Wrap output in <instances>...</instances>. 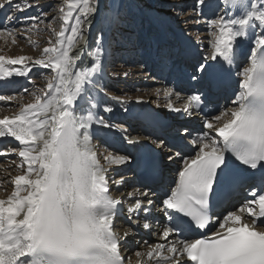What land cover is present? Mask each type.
Instances as JSON below:
<instances>
[{
	"label": "snow or ice",
	"instance_id": "6c2138e0",
	"mask_svg": "<svg viewBox=\"0 0 264 264\" xmlns=\"http://www.w3.org/2000/svg\"><path fill=\"white\" fill-rule=\"evenodd\" d=\"M11 4L12 0H4L0 9ZM25 4L27 8L35 6L23 0L14 8L24 11ZM204 4L205 0H196L193 8ZM224 4L236 14L225 10V15L210 21L214 29L211 52L195 68L192 79L205 73L209 62L229 72L242 55L235 47L239 38L249 37L253 45L244 57L248 66L239 73L242 78L234 92V106L204 121V127L218 137L208 133L195 137L191 141L198 148L195 155L181 157L183 167L175 186L162 200L168 221L161 232L165 243L148 245L144 253L136 251L137 264H144L140 259L144 256L156 264H264V0H224ZM96 11L93 0H63L60 30L52 29L55 39H49L38 58L0 55V80L27 77L31 65L51 72L45 77L46 88L32 93L33 102L22 105L12 116L0 118V138H14L19 147L18 152L0 148V156L18 155L21 163L17 167L22 169L10 180L13 191L0 198V264H124L121 245L132 230L123 235L114 230L118 213L124 211L123 202L109 195L108 169L100 163L90 131L93 126L113 125L99 115V101L79 111L77 108L93 87L103 91L95 78L103 70L105 48L97 42L90 66H78L80 55H71L84 38L85 21ZM13 19L7 17L9 23ZM38 22L39 16L25 17L23 23L30 27L22 32L39 31ZM256 28L262 29L259 34ZM5 32L15 43L19 33L0 27V36ZM164 95L170 98L173 89H164ZM15 99L0 95V101ZM202 99L200 94H192L182 108L175 107L171 99L166 106L188 113L202 109ZM103 111L111 112L112 108L104 107ZM119 131L127 130L121 127ZM129 159L111 153L104 157L110 165H123ZM231 160L239 162L248 175L259 174V191L239 207L229 200L223 212L216 214L210 201ZM246 178L237 177L217 203H224L236 182ZM124 182V177L113 181L117 185ZM127 195L134 200L126 209L129 220L140 212L149 213L154 204L147 191L141 192L140 198L136 192ZM142 226L151 227L147 222ZM210 226H215L210 236L191 238ZM173 235L177 239L169 243Z\"/></svg>",
	"mask_w": 264,
	"mask_h": 264
},
{
	"label": "rangeland",
	"instance_id": "374dc122",
	"mask_svg": "<svg viewBox=\"0 0 264 264\" xmlns=\"http://www.w3.org/2000/svg\"><path fill=\"white\" fill-rule=\"evenodd\" d=\"M99 1L101 2L102 0H93L95 5L99 4ZM103 1L105 2L103 4L107 9L108 14L110 15L108 20H111V36L109 39L111 50L113 49V61L118 60L121 63L118 65V68L112 69L113 73L111 75L113 82L109 86V93L112 95L117 94L119 95L117 97L124 99L127 96L129 97L132 95H148L149 92L154 91L155 97L153 98L154 101H157L155 103H157L158 107H161V110H164L166 100L160 98L162 91L160 88L157 89L155 87L156 79L162 80L160 77L163 75L164 71L151 70V68H149L151 66L148 65L149 59H146V56L144 55H147L150 51L155 52L157 50V43L160 42V35L163 33L159 34V32L156 31V27L151 26L148 20L143 19V17L140 16L142 11L136 5L134 6L132 4L133 2L126 3L128 9L120 3L114 12L113 7L108 4V2L110 3V0ZM137 1L143 3V5L156 14V16L160 15V19L164 18V21L166 20L167 22H178L176 24H180L179 29L187 31L195 39L200 55H204L202 60L208 55L210 50L211 32L214 30L210 27V21L219 17L221 13L220 7H222L224 0H205L204 6L196 7L195 10L193 6L196 4V0ZM0 2H4V0H0ZM17 3H23V0H12L11 5H6L3 8L5 15L0 19V27L10 28L14 33L19 34L15 35V43L12 42L13 37L9 36L7 32L0 36V55L6 57H9V54L11 57L14 55H24L38 58L41 55L43 48L47 46L49 39L53 41L55 39L52 29L54 28L56 31L60 30L62 23L60 18V7L63 4V0H27V3H31L35 6L27 8L25 4L24 6L26 10L21 12H17L14 8V5ZM130 5H132V8ZM211 5H214L213 10L209 8ZM41 13H44V15H40ZM9 16L14 18L10 23L7 20V17ZM32 16L40 17L41 22H38L37 24L39 31L33 30L23 33L22 29L30 27V24L23 23V19ZM103 17H106L104 6ZM197 20L200 22L197 23ZM109 21L106 22L108 23ZM154 22H157V19H155ZM85 23H87V21H85ZM49 24H51V28L48 27ZM109 24L110 23L107 25ZM162 24L163 22H160V26L165 27V25L163 26ZM168 32L169 31L166 30L165 34L168 40H171V35L168 34ZM197 37L199 39H197ZM155 58L157 59V57ZM31 67L32 71L29 73L26 80H24L25 82L20 79L19 83L15 82L10 85V90L2 92V94L0 93V95L16 97L13 101H1V114H15L17 112L16 110L19 109V106L23 105V102L28 101L25 104L33 102L34 96L32 93L34 91H38L46 86L47 81L45 77H50L51 72L40 66L31 65ZM242 67L243 66L241 65V68ZM125 73H127V75H125ZM193 73L195 74V71ZM28 79H30V82H28ZM8 81L9 80H7V82ZM156 89L160 90L161 94L159 93L157 95ZM176 129L177 128L173 129V133H178L180 131V129ZM201 131L203 130L201 129ZM15 156L16 155L3 156V158L7 159L12 164L18 163L17 165H19L20 162L17 161V157ZM17 165L15 168L20 169ZM125 172L128 173L127 171ZM10 178V174H6L3 178V190L8 189ZM132 184L133 183L130 182L129 185Z\"/></svg>",
	"mask_w": 264,
	"mask_h": 264
},
{
	"label": "bare ground",
	"instance_id": "6f19581e",
	"mask_svg": "<svg viewBox=\"0 0 264 264\" xmlns=\"http://www.w3.org/2000/svg\"><path fill=\"white\" fill-rule=\"evenodd\" d=\"M98 3L99 4L96 5V8H97L96 13H94L93 16H91L87 20V23H84V25H83V36H84L83 40L85 39V41L82 42L81 40H79V42L76 44L75 48L73 49V51L74 50L76 51V50H79L81 47H83V48L85 47L83 49V51H82V54H81V60L78 61V66H80V67L89 66L90 65V60L92 59V56H91L92 51H91V48H87L88 46H86V43H87L86 38L88 39L90 37L89 34H90V32H92L93 27L95 25H97V26L105 25V27H106V25H107L106 21L110 20V19L108 20V18H110V15L108 14L107 9H106L105 5L103 4L105 2L102 0L101 2L99 1ZM103 6H104V9L106 11V17L105 18L103 17ZM209 8L213 10L214 5H211ZM209 8H206V9H209ZM220 8H221V10H220L221 13H220L219 17L225 15V10H227L229 15L236 14L235 10L233 11L232 9H226V6H225L224 2L222 4V7H220ZM208 13H209V11H208ZM148 17H149L150 20H153V24L155 25V27H158L160 29H165V28L169 27V25L163 19L159 20L158 16H156L154 18V16L148 15ZM155 19H157V22H154ZM160 22H163L162 25L163 26L165 25V27L160 26ZM172 25H174V24H172ZM261 30H262L261 28H256L255 29L257 34H259V32ZM179 31H181V30L179 29ZM102 34L104 36V31H102ZM165 41H166V39L164 40L163 37H162V45H163L162 50H165L166 48H168L169 44L167 45V42H165ZM248 46H250L249 50L253 47L249 37L239 38L237 40L236 44H235V47L238 48V50L242 53V55L237 58V60L231 65L230 69L233 72L237 73L238 81L242 78L239 75V73L242 72L243 67L248 66V61L245 60L244 55H243L245 49ZM107 50H108V48H107ZM107 50H105V53L107 52ZM112 50H108V53L110 54V52ZM210 52H211V49L209 50L208 55L210 54ZM177 56H173L172 62H177L178 61V64H170V71L166 70V72H164V74L160 77L162 80L156 79V81L155 80L154 81L156 82L155 87L157 89L160 88V90L162 91V94L159 91V93L161 94L160 98L166 100V105L168 103V100L171 99V101L173 102L175 107L182 108V106L184 105V103L186 101L187 96L194 94L196 91L199 92V93L201 92V87L205 83L204 77H205V73L207 71L205 73L201 74L199 76V78L194 80V79H192V76L194 75L193 72L195 71L194 69L196 68V66L199 63H203L204 62V60H202V57L204 55H200V53H196L195 55H193V61H194V64H196L195 67H193L194 64L193 65L187 64V60L185 58L178 59ZM9 57H11L10 54H9ZM13 57H16V56L14 55ZM35 58H37V57H34L33 59H35ZM102 59H104V58L102 57ZM119 64H121V63L118 61L117 63L114 62L110 66V68L108 69V72L110 73L109 74L110 76L113 73L112 69L118 68ZM211 64H212V62H209V65H211ZM178 65L183 66V68L181 69L180 67H178ZM236 65H238V67L235 70H233V67L236 66ZM241 65L243 66L242 68H240ZM218 67L220 68V66H218ZM225 67H228V66L225 65ZM152 69L154 71H160L159 64L153 62L151 70ZM185 77L190 78L191 82L192 81L194 82V88L195 89L191 90V88L189 87L188 82H186L184 80ZM26 78L27 77L24 78V77H21V76H13L12 78L8 79L9 80L8 82H7V80H0V86H2V89L0 90V93L2 94V92H6V91L10 90L11 89L10 85L12 83H15V82L19 83L20 79L22 81H24V80H26ZM95 80L98 81L97 78H95ZM238 81H237V84L235 85V87L233 88L234 91L237 90ZM28 82H30V79H28ZM98 83H99V85L101 84L100 81H98ZM106 83L108 84V82H106ZM44 88H46V86ZM166 88L173 89V95L170 98L169 97H165V95H164V89H166ZM150 90H152V89H150ZM176 93H179V96H177ZM87 96H89L90 98L91 97H95V100H91L90 103H96L97 101H99V105H98L97 111H98L99 115H101L105 119V121L107 123H109V124H112L111 120L114 119V118H110V116L113 115V114H122L123 118H125L127 116H131L129 110L132 107V105H135L137 103L142 104L143 102H145L146 104H155L156 106H158L157 103H155L157 101H154V98H153V97H155L154 91L149 92L148 95H142V94L141 95H135V96L132 95V96H129V97L127 96L124 99H120L119 97H117L119 95L113 94L114 98H119V99H114L113 97H110V98H108L106 103H103L102 102V97H101L100 93L98 92L97 88L93 87L91 89L90 93L85 96L86 100L84 101V98H83V99H81L79 101V103L77 105L78 111H79L80 107H85V108L88 107L87 106V104H88ZM233 99H234V93L231 94L230 98L228 99V101L221 106L222 110H224L225 108L233 107L234 106L233 103H232ZM26 102H28V101L23 102V105ZM0 103H1V101H0ZM166 105H165V107H164L165 109L163 111L167 112L169 115L174 117L173 118V124L171 126L172 127L171 128L172 132H173V129L178 128L180 124H183V126L180 128V131L182 130L184 132L187 127H191L192 128V133L191 134H186V133L183 134L182 132L180 134H179V132L178 133H172V132L170 133L168 131L164 132V134L167 137L172 138V139L173 138L177 139L179 137H184V139H185L184 141H186V143H187L186 145L189 147V149L192 148V152L189 154V156H187L188 153L186 155V154L180 153L178 151H172L171 149H167V150L163 151V152H175V153H172V154L167 155V156L165 155V159L164 160H168V162H169V164L171 166L170 169L175 170L174 174L177 175L179 170L183 166V162H182L181 157L193 156V155H195V150H198V148H196V146L192 145V143H191V141L195 137H198L200 135V133L203 132V133H208L209 135H212L215 138V134L209 132V130L204 127V121L205 120H209V119H211L212 117H214L216 115L208 116L207 114L199 111V112L195 113V115H196V119L195 120L190 119V118H186V121L182 123L180 121L184 120L183 119V111H181V112L172 111ZM20 107L21 106H19V109L16 110L17 112L20 110ZM104 107H111L112 111L111 112H104L103 111ZM159 108H161V107H159ZM118 110L120 112H118ZM11 112L14 113L13 111H11ZM12 115L13 114H5V113L1 114L0 113V118H3L4 116H12ZM217 115H219V113ZM128 118H130V117H128ZM114 120L117 121V122H115L116 127L121 126V127L125 128V123H123L120 119H114ZM126 122H129V121L126 120ZM142 125H143L142 122H138L137 123L136 120H131L129 129L131 131H133L136 135H140L141 137H144V138H149L145 134H148L150 130H147V132L144 133L142 130L139 129L140 127H142ZM201 129L203 131H201ZM90 131H91V134H92V137H93L92 143L95 146V150L98 151V149L102 148L101 149L102 153H98L97 152V154H98V158L100 160V163L105 168L108 169V173L107 174L109 175V180H111L110 185H111L112 188L114 187L113 189L115 190V193H116L113 197L114 198H118L119 192L121 190H126L125 193H124L125 195H127L130 192H136L137 198H140V193L143 192V191H134V189L136 188L134 183L132 185H129L130 182H131V176H132V174L129 172V169H128L129 168V165H128L129 161L126 164H123V165H110L104 160V157L106 155H108L109 153H111L112 155H124L122 152H120V151H118L116 149L113 150L111 148H104L103 144H98L99 141H96L97 139H99L100 135L105 136V133H107L108 130L106 128H104V127L93 126ZM122 134L124 135V132ZM114 139H115V137H114ZM123 140L124 141H128V140H131V138H129V136H123L122 141ZM101 141H102V139H101ZM7 146H9V147H11L13 149H16L17 152L19 151L18 142H16L13 139L9 140L8 144L6 146H3L2 148L7 147ZM177 153H179L180 155L177 156L176 155ZM17 156L18 155H16L15 157H17ZM16 159H17L18 162L21 163V158L19 159L17 157ZM17 164H12L7 159H4L3 156H0V182L3 181V178L5 177L6 174L7 175L10 174V176L12 178V177L22 173V169H16L15 168V166ZM124 170L127 171L128 173H126ZM112 174L114 176H112ZM121 177L125 178L124 184L117 185V184L113 183V181L119 180ZM11 178H10V180H11ZM0 184H1L0 185V198H6L7 195H9L13 191L14 186L10 182V184L8 186V189L7 190H3V188H2L3 183H0ZM129 190H130V192H129ZM248 190H250L249 192H252V189H248ZM146 191L148 193H153L152 196H156L157 194H155V193L158 190L155 188L154 190L153 189H151V190L147 189ZM149 198L151 199V195H149ZM163 199H165V197L161 196L159 198V200H158V197H157V200L154 201V204L159 201V204L157 205V207L159 208V213L158 214L161 215L160 217L158 216L156 218V219H159V221H160V222L158 221L159 224L157 223L156 226L153 224V222L156 221L155 218H151V216L153 214L152 209H154V206H151V208L149 210V213L147 215L141 216V214L143 212H140L136 216L133 215V219L136 222H138V225H136L135 228L132 225H130L127 221H125L123 218L118 217V216L116 217V220H115V223H114V230L115 231H117L121 235H123V233L126 230H128V229L132 230V234L130 236L126 237L124 242L121 245V253H123L124 250H126V253H125L124 257L126 259H128L130 262H133L134 264H137V259H138L135 256V252L136 251H140V252L144 253V252L147 251L148 245H155L156 243H165V241H164V239H163V237L161 235L163 225H160L161 223L165 224V225L168 223V221L166 219V214L163 211V205H162V200ZM130 201L134 203V200L131 197H130ZM236 201H238V198H236L235 201L232 204L233 205L234 204L240 205L241 203L244 202V200L243 201L239 200L237 203H236ZM143 202L145 204L147 203L146 200H144ZM145 222L150 224V226H151L150 229H144L143 228L142 225ZM174 240H175V238H174V235H173V236L169 237L168 242L170 243V242H172ZM145 242H147V243H145ZM140 259H142L144 261V264H156L155 260H149L146 256L141 257Z\"/></svg>",
	"mask_w": 264,
	"mask_h": 264
}]
</instances>
